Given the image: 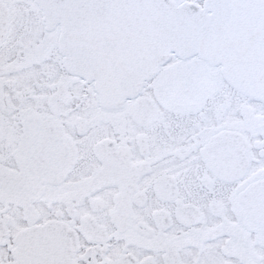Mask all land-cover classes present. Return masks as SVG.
<instances>
[{
  "label": "snow or ice",
  "instance_id": "snow-or-ice-1",
  "mask_svg": "<svg viewBox=\"0 0 264 264\" xmlns=\"http://www.w3.org/2000/svg\"><path fill=\"white\" fill-rule=\"evenodd\" d=\"M0 264H264V0H0Z\"/></svg>",
  "mask_w": 264,
  "mask_h": 264
}]
</instances>
